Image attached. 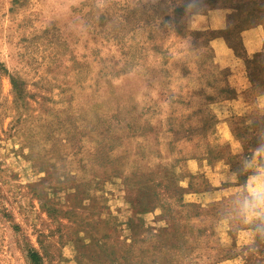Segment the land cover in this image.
Here are the masks:
<instances>
[{
	"label": "rangeland",
	"instance_id": "rangeland-1",
	"mask_svg": "<svg viewBox=\"0 0 264 264\" xmlns=\"http://www.w3.org/2000/svg\"><path fill=\"white\" fill-rule=\"evenodd\" d=\"M254 31L264 0H0V264H264V113L238 147L212 106L264 89Z\"/></svg>",
	"mask_w": 264,
	"mask_h": 264
},
{
	"label": "crops",
	"instance_id": "crops-1",
	"mask_svg": "<svg viewBox=\"0 0 264 264\" xmlns=\"http://www.w3.org/2000/svg\"><path fill=\"white\" fill-rule=\"evenodd\" d=\"M254 32H256L255 36L257 38H253L251 40L249 48L251 49L262 48L264 44V32L262 31H254ZM212 106H215L218 115L221 117V122L219 124L222 127L221 131L223 132L224 140L228 143L231 142L232 144H234V146L239 147V142L231 137V130L229 129V123L227 121V118L233 115L240 116L242 114L248 113L249 109L252 107L264 113V89L261 87H247L239 91L236 99L233 101L231 114H229V112L223 109V105L221 103H214L212 104ZM237 152L239 153L238 150ZM206 162L208 161L204 155H195L191 158H187V160H185V165L187 166V168H189V172L192 174H197L199 170H202L204 168L208 177L211 176V174L213 175L214 172H218L215 175L223 179L226 177L228 178V180L234 181L236 177L239 175L238 170H233V169H229L226 171L221 170L220 168V165H222L221 162H217L221 164L215 168H211V167L209 168L210 165L206 166L207 164ZM256 172H258V174L261 177H264V166Z\"/></svg>",
	"mask_w": 264,
	"mask_h": 264
},
{
	"label": "clouds",
	"instance_id": "clouds-1",
	"mask_svg": "<svg viewBox=\"0 0 264 264\" xmlns=\"http://www.w3.org/2000/svg\"><path fill=\"white\" fill-rule=\"evenodd\" d=\"M258 152H264V146H258ZM253 187L246 192L242 202V209L245 218L251 216L256 218L258 222H264V177L255 174L252 177ZM257 231L256 228L253 229ZM259 231L264 233V228Z\"/></svg>",
	"mask_w": 264,
	"mask_h": 264
},
{
	"label": "trees",
	"instance_id": "trees-1",
	"mask_svg": "<svg viewBox=\"0 0 264 264\" xmlns=\"http://www.w3.org/2000/svg\"><path fill=\"white\" fill-rule=\"evenodd\" d=\"M30 258L35 262L38 263L39 261V255L37 253H31Z\"/></svg>",
	"mask_w": 264,
	"mask_h": 264
}]
</instances>
